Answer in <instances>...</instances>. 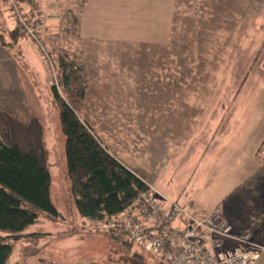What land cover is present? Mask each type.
<instances>
[{
	"label": "rangeland",
	"instance_id": "1",
	"mask_svg": "<svg viewBox=\"0 0 264 264\" xmlns=\"http://www.w3.org/2000/svg\"><path fill=\"white\" fill-rule=\"evenodd\" d=\"M40 2L37 41L0 51V109L41 121L57 216L38 213L6 264H168L109 236V219L78 214L51 89L64 101L85 89L81 121L130 167L167 166L162 192L198 212L229 207L264 165V0ZM1 3L7 39L16 19L10 0Z\"/></svg>",
	"mask_w": 264,
	"mask_h": 264
},
{
	"label": "trees",
	"instance_id": "2",
	"mask_svg": "<svg viewBox=\"0 0 264 264\" xmlns=\"http://www.w3.org/2000/svg\"><path fill=\"white\" fill-rule=\"evenodd\" d=\"M1 4L0 0V15ZM13 4L10 11L15 7L29 26L36 25L38 12L32 0H13ZM23 5L28 7L27 13H23ZM7 35L6 39L0 33V45L10 49L26 37V32L20 30L16 22ZM69 80V75H64L65 87ZM84 90L70 91L68 101L61 100L54 88L51 93L65 137L67 174L77 212L83 219L100 222L119 217L147 186L110 155L79 118ZM48 160L41 121L32 118L22 122L0 109V264H6L10 259V243L27 237L25 232L36 224L38 213L57 216L50 202ZM262 171L264 166L252 178ZM108 235L114 238L124 236L116 230ZM125 243L133 245L128 238Z\"/></svg>",
	"mask_w": 264,
	"mask_h": 264
},
{
	"label": "built area",
	"instance_id": "3",
	"mask_svg": "<svg viewBox=\"0 0 264 264\" xmlns=\"http://www.w3.org/2000/svg\"><path fill=\"white\" fill-rule=\"evenodd\" d=\"M13 11L20 30L37 41L42 19L31 27L15 7ZM107 219L105 229L122 232L132 244L168 264H250L262 250L249 235H233L220 212H193L150 186L119 217ZM229 243L237 246L234 251L227 247Z\"/></svg>",
	"mask_w": 264,
	"mask_h": 264
},
{
	"label": "crops",
	"instance_id": "4",
	"mask_svg": "<svg viewBox=\"0 0 264 264\" xmlns=\"http://www.w3.org/2000/svg\"><path fill=\"white\" fill-rule=\"evenodd\" d=\"M34 1V5L37 8V12H42L43 8L40 7V0ZM0 51L1 53H5L3 52L4 48H0ZM137 117L138 120L143 122V127L145 128V122L147 121V117L144 114L138 115ZM153 121H155V118H153ZM142 130L144 129L142 128ZM157 151L159 150H153L152 152L155 153ZM110 155H112L120 164H122L136 177H138L146 186L150 185L155 187L165 198L168 197V200H176L170 194L162 192L163 189H161V177L163 174V170L167 166H162L161 163L157 166L156 161H148V164L146 166L143 165L144 168L149 167L147 171L142 170L141 167L134 169L133 167H130L129 165L121 161L120 159H117V156H115L113 153H111ZM161 166L164 168H162ZM250 178H252V176L248 179ZM248 179L241 183V185L235 190V192L247 190L248 193L242 194V197L240 196V198L235 200V203H233L229 207H225L222 202L220 205H217L216 208L219 209L218 212H220L227 220L233 235L240 237L249 235L252 239L257 241L262 246V250L255 256V258L251 261L250 264H264V176L261 175L253 177L252 179H250L251 181L244 185ZM182 198L185 199L183 203L178 201V199L175 202L187 209L192 210L193 212H198L193 207V201L191 199H187L186 197ZM84 220L86 221V223L89 222V220ZM227 247L229 248V250L234 251L237 246L235 244L229 243L227 244Z\"/></svg>",
	"mask_w": 264,
	"mask_h": 264
}]
</instances>
